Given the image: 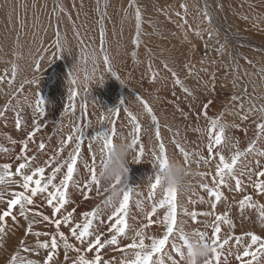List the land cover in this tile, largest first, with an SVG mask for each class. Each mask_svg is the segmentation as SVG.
<instances>
[{"label":"rangeland","instance_id":"obj_1","mask_svg":"<svg viewBox=\"0 0 264 264\" xmlns=\"http://www.w3.org/2000/svg\"><path fill=\"white\" fill-rule=\"evenodd\" d=\"M135 4L142 15L141 44L138 48L132 43L135 38V8L129 6L130 0H0V79L4 82L7 79L13 81L11 84L8 83L0 110H4L5 106L8 109L12 108L13 103L14 106L17 104L16 109L22 108L32 112L28 106L30 104L34 106L35 90L40 93L39 89L44 83L54 89L44 95L40 94L45 101V107L49 105L50 93L51 95L59 93L57 96L59 104L56 108L59 111L58 122L49 120L56 111L50 105L49 110L48 107L45 108L44 116L46 119L48 116V122L52 123L59 133L62 132V138L65 130L72 132L73 127L81 126L80 105L85 103L87 118L92 117L91 123L95 129L100 127L99 117L102 113L120 107L116 124L117 135L122 134L130 141L128 133L131 131V125L128 123L127 114L123 111L124 107L128 108L142 124L141 139L145 145V155L142 161L134 165V175L138 178L135 183L139 181L142 183L144 174L141 171H145L149 176L153 173L151 153L153 149L159 151V142L155 139V128L151 124L149 115L136 99L139 96L152 107L160 121V133L168 157L184 163L190 172L195 174L194 177H189L191 186L178 193V222L187 221L185 227L189 230L192 227L203 229L202 224H194L190 217L184 215L183 209L187 207L189 211H206V207L210 208L208 196H205L204 203L199 201L200 195H206L200 184L211 183V176L202 179L198 173L204 171L214 174L217 161L213 160L209 165L203 162L197 164V157L193 155L188 163H185L174 141L189 153L201 151L207 156V136L202 134L207 127V121L202 114V105L209 100L213 103L207 109L208 115L216 116L221 112L224 113L223 123L227 125L226 136L233 142L239 140L241 149L245 148L249 139L254 137L253 119L258 117V113H253L252 119L248 121H242L238 113L242 114L240 104H243L244 110L251 108L249 97L257 104H264V0H135ZM206 4L214 15V23L211 26L203 14ZM181 5L186 6V11ZM61 8L63 11L60 10ZM102 14L106 31L105 48L111 60L112 70L117 73L120 80H123V84L109 73L103 62V53L99 46V21ZM184 20L187 23H183ZM58 25L60 43L67 41L68 44V47H62L61 53H58L55 47ZM197 33L200 35L198 36ZM209 33H212L211 36ZM221 44H226V50L222 54L217 51ZM88 50L95 51V63L82 55ZM133 52L136 53L135 56L132 55ZM54 56L56 58L53 59ZM232 56H235L238 67L233 65ZM37 62L40 65L39 71L36 69ZM165 63L192 91V96H188L180 86L174 84L171 73L164 67ZM76 64L80 65L79 72L75 70ZM13 65L16 73L14 79ZM70 71L76 77L75 85L70 83L68 76ZM152 72L157 73L154 81L151 78ZM213 74L216 77L214 89L209 83ZM237 76L238 86H234L233 80ZM34 79L37 82L30 83ZM241 87L247 89V95L240 91ZM70 88H76L79 93L75 100L76 116L64 114V108L69 103ZM56 91L58 92L55 93ZM22 94L29 95L23 98L25 105L19 99L22 98ZM233 95L238 96L239 99L232 101ZM121 101L125 103L121 105ZM48 111L52 114L49 115ZM190 116L192 118L189 119ZM87 118L84 123L87 122ZM113 118L110 116L109 120L105 121V126L110 127V120ZM234 124L240 127H233ZM122 125L128 127V132L125 127H121ZM197 128L201 131H195ZM86 131L89 135L94 134L92 128ZM230 147L227 143L219 146V150L226 158L230 157L231 151H234V149L230 151ZM257 147L264 148V141L258 142ZM99 149L100 145L96 141L93 142L92 151H97L98 164ZM247 159L251 161L253 157L249 156ZM190 167L193 169L191 170ZM128 169L126 182L128 187H132L130 180L134 172L129 165ZM243 182L248 183L246 189H249V195H254H251L255 197L254 201L264 195L260 196L258 193L259 196L258 194L256 196L257 192L255 193L247 176L243 177ZM223 191L224 194L227 192L225 196L232 192L230 197H235H233L234 206L229 210L222 206V213L231 211L229 212L231 216L235 212L239 213L236 197H242L245 193H236L227 188ZM162 194L163 190L157 188L156 199H160ZM189 197L196 203H189ZM222 202L223 200L218 205ZM215 211L218 213L217 210ZM245 214L247 219L239 215L233 220L236 224L234 232L238 231L234 234L241 236L243 240L248 239L244 236L248 231H254L259 235L262 232L261 236L264 237V228L257 223L256 210L246 209ZM202 218L198 219L202 220ZM255 226L258 227L257 230ZM259 227L262 228L261 231ZM223 228L222 235L226 236L228 229L226 226ZM150 231L157 232L156 229ZM22 236V240L28 237L25 232ZM130 242L131 240L128 239V243ZM19 244L20 242H17V248L12 253L19 248ZM2 254L0 260L2 264H7L11 255L9 256L7 252Z\"/></svg>","mask_w":264,"mask_h":264},{"label":"snow or ice","instance_id":"obj_2","mask_svg":"<svg viewBox=\"0 0 264 264\" xmlns=\"http://www.w3.org/2000/svg\"><path fill=\"white\" fill-rule=\"evenodd\" d=\"M130 7L135 8V38L132 43L138 48L141 44V25L142 15L140 9L135 4V0H130ZM182 8L186 6L181 5ZM63 11V9H60ZM204 18L211 26L214 23V15L205 6ZM179 15V13H177ZM247 19V17H244ZM183 23H187L186 20ZM99 46L103 53V62L107 66L109 73L120 80V77L112 70L111 60L106 51V31L103 23V14L99 21ZM218 31V29L216 30ZM212 33H209L211 36ZM79 35V33H77ZM199 36L200 33H197ZM55 47L58 53L63 52L60 43L59 25L55 33ZM227 41V35L225 36ZM226 50V44H221L217 50L221 54ZM136 55L135 52L132 53ZM56 58L55 56L53 59ZM232 62L235 67V56H232ZM251 63V61H249ZM188 67V65H185ZM164 67L171 73L175 85L180 86L181 90L188 96H192V91L187 88L183 81L179 78L177 73L171 68H168L167 63ZM37 71L40 70L39 62L36 64ZM149 70L151 71V64L149 63ZM206 71V70H205ZM15 65H13V79L15 77ZM191 75V70H189ZM70 83L76 84V77L70 71L68 73ZM157 73L152 72L151 78L154 81ZM239 77H235L233 85L238 86ZM216 77L212 75L209 83L212 88L215 87ZM13 81L9 80V84ZM34 79L30 83H36ZM123 84V80H120ZM87 87V85H86ZM68 95V105L64 108V114L77 115V106L75 100L78 93L76 88H70ZM240 91L247 95V89L241 87ZM37 99L35 104L29 105L32 108V125L29 126L25 122L23 109L12 108L14 112V125L17 130L26 131V138L21 139L19 143L22 145L18 155H15V162L18 166L15 172L12 171L13 164L8 162H0V205H5L6 208L0 207V249L4 248L5 237L8 235L9 225L6 218H10L12 222H18V218H23L27 224L25 235L33 233V225L41 222H48L55 225V231L52 233H34L37 237L43 235L47 237L42 241H37L35 245H30L21 240L19 248L11 254L7 264H41L40 261L30 259L23 255V253L39 254L40 250H45L46 255L42 264H57V257L60 254V249H63L64 264H113V259H105L104 252L107 249L120 253L118 264H183L185 260L186 250L191 247L190 237L196 238L210 246V255L206 257L202 264H232L229 257H234L239 264H264V237L248 231L244 233L247 240H243L241 236L234 234L236 224L230 217L227 211L217 213L215 210L217 205L226 199L223 189L227 188L236 193L244 192L246 185L243 182V177L252 184L255 192L264 194V148L257 147L258 142L264 141V104H257V102L249 97L251 108L244 110L243 104L239 107L242 114L238 113L242 121L252 119L253 113H258V117L253 119L255 124L254 137L249 139L247 146L243 149L239 147V140L233 142L226 136L227 125L223 123V115L221 112L216 116H209L207 109L213 103L211 100L202 105V114L207 121V127L202 134L207 136L206 152L207 156L201 151L189 153L179 143H176L177 149L183 155L185 163H188L191 156L197 157V164L203 162L209 164L212 160H216V171L214 174L200 172L198 175L205 179L211 176V183H201L200 188L203 189L209 199V211H189L187 207L183 209V214L190 217L194 224H202L203 229L193 228L187 229L185 226L179 228L178 225V192L175 188H164L160 199H156V189L161 188V178L157 169L167 165L168 155L165 144L160 133V121L154 114L152 107L139 96L136 99L143 106L144 111L149 115L151 124L155 128V139L158 141L157 152L153 149L152 165L153 173L147 178L148 192H138L139 185L135 187H128L125 182L122 189V198L118 205H113L110 197H105L100 203L96 204L92 209L84 211L79 215L76 213V208L68 211L66 206L72 203L73 191L78 192L82 199L88 200L95 198L91 193L95 191L96 196L107 193V188L101 185L97 178V169L95 165L96 156L92 153V143L97 139L103 141V149H108L113 139L117 135V119L119 118L121 108H111L102 113L99 117L100 127L95 129L92 126L91 120L87 119V105L82 103L80 105L79 118L82 121L81 126H75L67 135L66 139H61L57 150L53 151L52 155L43 160H38L37 156L29 155V146L35 144L34 151L43 152L47 155L46 144L43 139L36 143V135L41 131L43 122L41 120L45 115V101L36 93ZM232 101L239 99L238 96L233 95ZM125 102L121 101V105ZM8 107L0 110V118H7L6 112ZM123 111L127 114L128 123L131 125V131L128 133L130 137V146L133 150L135 162L142 161L145 155V145L142 143L141 131L142 124L138 117L133 114L128 108L124 107ZM183 114V113H182ZM114 117L110 120L111 126H105V121L109 117ZM233 127H240L239 125H232ZM92 128L94 134L89 135L86 129ZM170 130V129H169ZM195 131L200 132L197 128ZM247 131V130H245ZM122 136V134H121ZM8 140L15 145L16 140L8 137ZM69 143L74 144L72 151L67 153V158H63L61 153L65 151ZM230 144V157L226 156L219 150V146L223 144ZM87 146L90 153L89 159L82 158V147ZM0 152L9 153L10 149L0 146ZM253 157L249 161L247 158ZM243 158V159H242ZM78 161L82 164L85 174L77 178L80 171ZM46 168L49 169V174H46ZM14 176H20V180L14 179ZM234 182V184H233ZM17 184L21 191H12L10 186ZM34 185V186H33ZM102 189V192H101ZM41 197L43 203L49 206L52 210L51 217L45 215L43 212L36 211V199ZM134 197H140L134 199ZM146 201L149 207H146ZM200 203L205 202L204 196H200ZM189 203L195 204L189 197ZM135 207L141 214L138 218L132 213V207ZM240 217L247 219L245 214L246 209H254L257 212V223L264 228V204L254 201L251 195H244L238 201ZM13 209H16L15 213ZM57 214H60L59 216ZM205 217L206 219H198ZM210 218V219H209ZM130 220H135L139 224L135 228L129 223ZM107 221V223H106ZM187 224V221L185 225ZM62 226L69 228L70 236L61 230ZM226 226L228 232L222 235V228ZM156 229L153 233L150 230ZM132 231L134 234L129 237L128 233ZM70 237L77 243L70 242ZM130 239L131 242L122 246V241ZM236 245L233 251L231 244ZM226 246H228L226 248ZM75 253V257L69 254ZM89 253L94 255L89 256Z\"/></svg>","mask_w":264,"mask_h":264},{"label":"bare ground","instance_id":"obj_3","mask_svg":"<svg viewBox=\"0 0 264 264\" xmlns=\"http://www.w3.org/2000/svg\"><path fill=\"white\" fill-rule=\"evenodd\" d=\"M225 14V13H224ZM202 26V25H201ZM236 42V41H235ZM261 53V52H260ZM184 60V59H183ZM8 83H9V79H7L5 82L2 80V79H0V107H1V104H2V102H3V100H4V98H5V95H6V92H7V86H8ZM39 85V84H38ZM57 88V87H56ZM52 90H54L53 88H51V87H49V85L47 84V86H46V84H44L43 83V85L41 86V88L39 89V91H40V93L39 94H42V95H44L45 93H47V92H51ZM170 91V90H169ZM35 92L37 93L38 91H36L35 90ZM58 91H56L55 93H57ZM60 92V91H59ZM62 92V91H61ZM29 93H30V91H29ZM35 94V93H34ZM59 94V93H58ZM58 94H52L51 95V93H50V97H49V105L50 106H52L54 109H56L57 107H58V104L59 103H57V96H58ZM182 94V93H181ZM180 94V95H181ZM18 95V94H17ZM20 95V94H19ZM23 95V94H22ZM21 95V96H22ZM28 94H24L23 96H22V98L20 97L19 99L22 101L21 103L23 104L24 103V97H26ZM33 95V94H32ZM29 96V95H28ZM34 96V100L33 101H35L36 100V95H33ZM62 96V95H61ZM43 97V96H42ZM63 97V96H62ZM24 98V99H23ZM30 98H31V96H30ZM61 100H62V98H61ZM169 100V99H168ZM182 100H184V99H182ZM61 102V101H60ZM165 102H166V100H165ZM48 103V102H47ZM178 103H180V102H178ZM20 104V103H19ZM26 103H24L23 105H25ZM35 104V103H34ZM31 105H33V104H31ZM48 105V104H47ZM48 105V106H49ZM169 105H171V104H169ZM47 106V107H48ZM178 106V105H177ZM180 106V105H179ZM15 107H17V104H16V106H14V104L12 103V108H15ZM29 107V106H28ZM47 107H45V108H47ZM51 107V108H52ZM169 107V106H168ZM12 108H9V110L6 112V119L5 118H0V146H3V147H6V148H8V149H10V152L9 153H3V152H0V162H8V163H12L13 164V167H12V171L13 172H15V168L18 166V164H17V162H15V155H18L19 154V152H20V149H21V147H22V145L19 143V141L21 140V139H24V138H26V131H23V130H17L16 128H15V125H14V112H12L11 111V109ZM49 108L50 107H48V110H49ZM53 108H52V110H53ZM170 108V107H169ZM18 109V108H17ZM32 109V108H31ZM30 109V110H31ZM171 109V108H170ZM19 110V109H18ZM62 110V109H61ZM180 111H183V110H180ZM48 114H49V111H48ZM47 114V115H48ZM52 114V113H51ZM51 114H49V115H51ZM192 114V113H191ZM23 115H24V118H25V122H26V124L29 126V129L31 128V125H32V112H30V111H28V110H24L23 109ZM187 115L189 116V113H187ZM47 117V119H48V116H46ZM52 117H55V118H52ZM58 117H59V111L56 109V111L54 112V114H53V116H51V118L49 119L51 122H52V120L54 121L55 120V122H58L57 120H58ZM192 117H193V115H192ZM191 116L189 117V119L190 118H192ZM46 118H45V116L44 117H42L41 118V120H42V122H43V126H42V128H41V131L39 132V133H37V135H36V138H35V140H36V143H39L40 142V140L41 139H43V141L45 142V144H46V149H47V155H45V153H43V152H36V151H34V149H35V144H31L30 146H29V155H35V156H37V158H38V160L39 161H43V160H45V159H48L51 155H52V153H53V151H55V150H57V148H58V144H59V141L61 140V139H66L67 138V135L70 133V131H67V130H65L64 131V135H63V138L61 137V133H59V131L58 130H56L55 129V127H53V124L52 123H50V122H48V120H47ZM88 119V118H87ZM126 119V118H125ZM90 120H92V117H91V119ZM193 120H194V117H193ZM92 122V121H91ZM189 122V121H188ZM190 124V123H189ZM121 127H125L126 128V126H121ZM130 127V126H129ZM117 128H118V126H117ZM128 128V127H127ZM127 128H126V130H127ZM131 129V128H130ZM63 130V129H62ZM61 130V131H62ZM119 131H120V129H118ZM252 130V129H251ZM143 131V130H142ZM240 131V130H239ZM121 132V131H120ZM119 132V133H120ZM123 132H125V131H123ZM127 132H128V130H127ZM126 132V133H127ZM237 133V132H236ZM125 133H123V135H124ZM253 134V133H252ZM120 135V134H119ZM127 135V134H126ZM246 135H247V133H246ZM8 137H11L13 140H16L17 141V143L15 144V145H13L9 140H8ZM168 137H169V135H168ZM249 137V136H248ZM193 140V139H192ZM198 141V140H197ZM196 141V142H197ZM199 143V142H198ZM191 144H193V142L191 143ZM196 145H198V144H196ZM203 146V145H202ZM73 148H74V145L73 144H71V143H69L67 146H66V148H65V151L63 152V153H61V156L63 157V158H67V153L69 152V151H72L73 150ZM95 148V147H94ZM196 148V147H195ZM173 149V148H172ZM96 150H97V148H96ZM196 151H197V149H196ZM99 152V151H98ZM92 153H94L95 154V156L97 155V151L96 152H94V150L92 151ZM92 153H90L89 152V150H88V148H86L85 146H83L82 147V158L81 159H89V162H91V160H90V157H91V155H92ZM172 153V152H171ZM206 155V154H205ZM172 156V155H171ZM179 156V155H178ZM177 156V157H178ZM173 158V157H172ZM184 159V158H183ZM197 159V158H196ZM98 161H99V158L96 156V160H95V165H96V169H97V165H98ZM213 161V160H212ZM136 164V162L135 163H130L129 164V166L132 168V172H134L135 170V167H134V165ZM184 164V163H183ZM188 166H189V164H187ZM209 165V164H208ZM78 166L80 167V171H79V173L77 174V178H80V176H83L84 174H85V170H84V168L82 167V164H80V162L78 161ZM141 166H142V164H141ZM194 167V166H193ZM203 167V166H202ZM191 168V167H190ZM193 168H191V170H192ZM203 170V169H202ZM201 170V171H202ZM130 171V172H131ZM142 172V174H144V176H143V178H142V180H143V182L142 183H140V181H139V183H135V180L136 179H138L137 177H135V172L133 173V177L131 178V180H130V184L132 185V187H135V186H137V185H141V186H139V188H140V190H139V188L137 189V191L139 192V191H141V192H144V193H146V190L148 189V181H147V178L149 177V175L145 172V171H141ZM200 172V171H199ZM204 172V171H203ZM206 173V172H205ZM46 174H49V169L48 168H46ZM137 174V173H136ZM210 178V177H209ZM14 179H16V180H20L21 178H20V176H14ZM246 182H248V181H246ZM248 183H245V185H246V188H247V186H249V185H247ZM34 186V185H33ZM251 188V187H250ZM10 190H12V191H21L22 189H20L19 188V186L17 185V184H12L11 186H10ZM226 191H228V190H226ZM248 191H249V189L247 190H245L244 191V193H245V195H249L248 194ZM251 191V190H250ZM101 192H102V189H101ZM204 192V191H203ZM230 192V191H229ZM227 193V192H226ZM225 193V194H226ZM232 192H230L229 194H228V196H225L226 197V199H224L223 200V202L221 203V205H217V208H216V210L218 211V214L219 213H222V206H225L228 210L231 208V207H233L234 206V201H233V197H235V196H232V197H230L232 194H231ZM256 193V192H255ZM147 194V193H146ZM201 194V193H200ZM257 194L258 193H256V196H257ZM179 195V194H178ZM203 196H204V198H205V196H207V194L205 195V194H202ZM202 195H200V196H202ZM238 195H240V194H238ZM250 195H253V194H250ZM91 196H93V197H95V198H92V199H88V200H84V199H82L81 198V196H80V194L78 193V192H75V191H73V193H72V203H70V204H68L67 206H66V209L68 210V211H70V210H72V208H76V213H74V215H79V214H81V213H83L84 211H87V210H90V209H92L96 204H98V203H100V201L103 199V195H100V196H96V193H95V191H93V193H91ZM254 196V195H253ZM252 196V197H253ZM258 196H259V194H258ZM260 196H261V194H260ZM136 198H140V197H134V199H136ZM237 199H236V202H237V204H238V201L240 200V199H242L243 198V194H242V197H236ZM255 197H253V199H254ZM257 198V197H256ZM34 199H36V202H37V207L35 208V210L36 211H39V212H43L45 215H49L50 217H51V215H52V210H51V208L49 207V206H47L45 203H43V200H42V198L41 197H37V198H34ZM208 199H209V197H208ZM257 200H259L262 204H264V195L263 196H261V197H258L257 199H255V201H257ZM194 201V200H193ZM146 206H148L149 207V205H148V203H146ZM0 207H2V208H6V204L5 205H0ZM239 207V206H238ZM237 208V207H236ZM206 209V211H209L210 210V208H208V207H206L205 208ZM149 210H150V208H149ZM225 210V209H224ZM249 210H251V209H249ZM15 211H16V209H13V212L15 213ZM205 211V210H204ZM234 211V210H233ZM229 212H231V211H229ZM228 212V213H229ZM132 213L134 214V215H136L138 218L140 217V213H139V211L133 206L132 207ZM252 213V212H251ZM255 213V212H254ZM58 216L60 215V214H57ZM240 214L239 213H237V212H235L234 214H232V216L230 215V217L234 220V219H236L238 216H239ZM252 216V215H251ZM7 220H8V225H9V231H8V235L5 237V241H4V249L5 250H2V249H0V257L3 255L2 253L3 252H7L8 253V255L10 256L11 255V253L17 248V242H20L23 238V236H22V234L25 232V229H26V227H27V224H26V222L24 221V219L23 218H18V222H12L11 221V219L10 218H6ZM180 219V218H179ZM202 219H206L205 217H203ZM210 219V218H209ZM241 219V218H240ZM256 222V221H255ZM106 223H107V221H106ZM129 223L130 224H132L135 228H138L139 227V224L137 223V221H135V220H130L129 221ZM188 224V223H187ZM192 225V224H191ZM239 225V224H238ZM241 225V224H240ZM256 225V224H255ZM256 226H258V225H256ZM255 226V228H256V230H257V228L258 227H256ZM192 227V226H191ZM225 227V226H224ZM193 228V227H192ZM191 228V229H192ZM202 228H203V226H202ZM224 229V228H223ZM259 229H260V231H261V227H259ZM61 230L62 231H64L67 235H69L70 236V232H69V228L68 227H66V226H62V228H61ZM244 230V229H243ZM264 230V229H263ZM262 230V231H263ZM55 231V225H53V224H49L48 222H41V223H37V224H34L33 225V233L32 234H28V237L25 239V242L27 243V244H30V245H35L36 243H37V241L39 240V241H42V240H44V239H46L47 237H45V236H43V235H41V236H39V237H37L34 233H37V232H39V233H44V232H48V233H52V232H54ZM225 232V231H224ZM236 232H238V231H236L235 230V232L234 233H236ZM264 232V231H263ZM222 233H223V231H222ZM134 233L132 232V231H129V233H128V235L130 236V235H133ZM263 233L261 232V235H262ZM235 235H237V234H235ZM70 242H72V243H77V242H75L74 241V239H72L71 237H70ZM126 244H128V239H126V240H123L122 241V246L123 245H126ZM228 246H226V248H227ZM231 247H232V249H233V251H235V249H236V245L234 244V243H232L231 244ZM2 254V255H1ZM7 255V256H8ZM23 255H25L26 257H28V258H30V259H34V260H37V261H40L41 262V264H42V261H43V259H44V257H45V255H46V252H45V250H40V252H39V254H36V253H23ZM71 257H75V253H70L69 254ZM89 256H91V255H94V253H89L88 254ZM104 255H105V259H113V258H115L114 259V261H113V264H118V261H119V259H120V253H118V252H115V251H112L111 249H107V250H105V252H104ZM0 259H2V258H0ZM229 259H232V264H239V262L238 261H235V259H234V257H229ZM0 263L2 264V262H1V260H0ZM57 264H64V256H63V249H60V254H59V256L57 257Z\"/></svg>","mask_w":264,"mask_h":264},{"label":"clouds","instance_id":"obj_4","mask_svg":"<svg viewBox=\"0 0 264 264\" xmlns=\"http://www.w3.org/2000/svg\"><path fill=\"white\" fill-rule=\"evenodd\" d=\"M61 46L68 47L67 41H63ZM82 55L87 56L95 63L96 53L94 50H88ZM75 70L80 71L79 64L75 65ZM96 143L100 145V163L97 165V178L100 180L101 185L107 188V193L103 195V199L110 197L112 204L118 205L122 198V189L127 181L128 165L135 163L133 150L129 140L119 135H116L111 146L106 150L103 149L102 140L97 139ZM150 162L152 163V161ZM156 170L161 178V189L175 188L178 193L191 186L189 177L195 175L183 163L172 157H168L167 165L163 170L159 169V163H157ZM185 223L186 221H180L178 227L183 228ZM190 242L191 247L186 250L183 264H202V261L210 255V246H206L204 242L192 237H190Z\"/></svg>","mask_w":264,"mask_h":264}]
</instances>
